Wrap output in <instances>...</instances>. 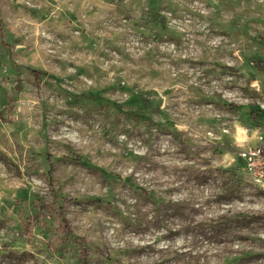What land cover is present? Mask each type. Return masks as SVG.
Returning a JSON list of instances; mask_svg holds the SVG:
<instances>
[{"label":"rangeland","instance_id":"obj_1","mask_svg":"<svg viewBox=\"0 0 264 264\" xmlns=\"http://www.w3.org/2000/svg\"><path fill=\"white\" fill-rule=\"evenodd\" d=\"M261 137L264 0H0V264H264Z\"/></svg>","mask_w":264,"mask_h":264},{"label":"built area","instance_id":"obj_2","mask_svg":"<svg viewBox=\"0 0 264 264\" xmlns=\"http://www.w3.org/2000/svg\"><path fill=\"white\" fill-rule=\"evenodd\" d=\"M245 170L259 183L264 182V137L257 145L248 146L240 153Z\"/></svg>","mask_w":264,"mask_h":264},{"label":"trees","instance_id":"obj_3","mask_svg":"<svg viewBox=\"0 0 264 264\" xmlns=\"http://www.w3.org/2000/svg\"><path fill=\"white\" fill-rule=\"evenodd\" d=\"M263 68L262 66H258ZM32 73L35 75L36 81L39 83L43 77V72L32 70ZM52 163V162H51ZM50 163V164H51ZM62 230L63 234L66 236H70L73 234L72 229L69 227L67 220L64 218L62 219ZM29 227V226H28ZM84 240V239H83ZM80 263L79 264H88V252L86 249V244H83L82 250H81V255H80Z\"/></svg>","mask_w":264,"mask_h":264}]
</instances>
